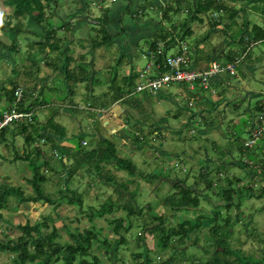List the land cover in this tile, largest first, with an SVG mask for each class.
<instances>
[{
  "label": "rangeland",
  "instance_id": "374dc122",
  "mask_svg": "<svg viewBox=\"0 0 264 264\" xmlns=\"http://www.w3.org/2000/svg\"><path fill=\"white\" fill-rule=\"evenodd\" d=\"M43 1L45 3V0ZM54 1L59 3L58 11L62 12L64 17L73 13L78 14L76 11L79 8L78 3H80V0ZM147 1L145 2L144 0L139 3V10L144 11L145 15L152 20H160L161 11L156 7H152L154 6L152 0ZM189 3H192V0L179 1V6H181L182 11L179 15L177 13L175 17H172V21L174 23L187 24L189 25L188 27L191 26L194 29L195 35L186 41L193 44L195 40L199 42L204 39V42L201 44L207 47L206 53H209L212 50L209 43L216 45L219 37L215 33H211L213 35H211V39L208 41L206 39L208 37L206 30H210V20H218L220 15L217 13L202 15L206 24H200L196 19L192 18L193 13H190V10L187 12ZM131 4L135 5L136 1L134 0ZM165 4L167 3L165 2ZM115 6L116 4L112 5L111 8ZM182 7H184V10ZM9 10L4 0H0V14L3 16V19H6V13ZM98 12L99 10L96 6H90V17H97L94 15H97ZM0 20L2 21V19ZM67 20L69 21L71 19L67 18ZM168 26L169 29L172 27L171 24L167 23ZM83 30L81 29L77 33L78 39L83 38V32H80ZM237 30L239 31L240 28L234 31L229 30L231 32L229 33L230 37L235 35ZM96 35L98 33L92 31L90 36H84L87 39L95 37ZM29 37L34 39L33 35H29ZM235 37L237 36L231 38L235 39ZM0 40H9V44H11L13 37L9 36L8 38L0 30ZM20 40H22V37ZM235 41L240 42L241 40L239 38ZM30 43L31 40L29 44L25 41L17 53H13L8 48L0 51V79H3L5 85L9 88L10 84L7 82V79L10 78L18 81L21 93L25 91V88L33 89L31 90V94L33 97L37 96L38 99H33L32 102L39 104L35 107L39 120L45 122L48 118L53 117L56 123L63 126L65 138L55 137L61 141L62 147L75 148L76 142L81 141L83 138L82 140L87 141V144L93 148L97 146L99 140H103L105 137L114 144L117 155L120 158H130L133 160L138 174L128 175L127 172L118 171L115 165L110 163L105 167L103 174L107 175L109 173L113 181L112 183H107L104 178H101L94 172V169H90L89 172L82 166L79 169V174L76 175L81 180L76 177L71 183V187L75 190L74 193L76 195L78 193L83 195L84 204L82 206L72 204L68 201V198H65L62 204L57 207L43 202L21 203L16 212L2 211L3 218L0 220V238L3 242L5 241V235H9L11 238L18 236L19 230L15 228V225L19 223L24 224L26 220L33 223L34 220L46 219L48 217L50 219V227L54 225L59 229L61 238L69 241L72 240L70 234L73 229L83 231L93 224L100 226L98 235L102 238L107 237V240L114 246L110 250V256H113V252H115V258L111 259L102 255L103 249L99 250V258H101L100 264H137L143 259L137 260L133 258L132 253L145 252V248L149 249L148 254L153 264H159L163 260L171 258V255L175 252L170 247L164 248L161 245L160 248L158 237L155 238L151 235V232L139 228L143 224V221H149V215L151 213L149 208L157 213L155 215L161 216V219H164L166 222L164 229L168 227L169 221V225L172 227L178 224L175 218L176 215L177 221L181 222L184 219L190 221L198 217L200 219L201 215L208 213L211 216H209L208 221L205 222L203 227L208 229L209 225H213L214 222V218L212 217L216 209L214 205L220 202V200L214 199L216 195H211L212 203L209 204L201 200L198 209H180L175 215L169 207L166 206L167 208H165L164 204L162 205L160 202L163 200L168 205V198L175 196L173 194L178 191V188L171 186L167 182L168 179L186 180L185 187L180 186L179 196L176 198L183 195L184 188L192 190L194 183H197L203 189L202 192H204L206 189L203 184L204 182L198 179L199 173L201 171L203 172V167H205L204 170L212 172V176L218 182L219 179H222L219 183L223 186L225 185L226 178L230 179L233 177H239L241 179L240 183L236 185L237 187L258 189L261 185L263 186V177L260 172L261 167L258 170L261 175L252 173L249 168L246 169L245 164L249 165L250 161L247 160L246 163H242V155L238 149L241 146L240 142L249 138L251 133V129H249L250 125L247 122L246 125L248 126L244 132H240L239 128L237 130L234 126L245 120L256 121V114L259 111L257 110L254 113L256 116L253 118H249V113L251 108L257 106L260 102L264 103V72L257 75L256 78H251L250 76L244 77L240 73H237L238 75L236 74L237 78L234 75L230 76L232 84L237 85L240 89L233 96L227 90L226 81L222 80L220 83L213 81L211 83V90L214 92L204 90L207 104L205 100L194 101V96L187 95L184 91L185 84L172 82L166 86L164 89L165 94L163 93L164 95L162 96H159L160 93L147 91L151 95L149 102L148 99L143 101L145 93L140 92L127 98L133 101L135 107L122 101L118 103L113 102L107 109H102L99 105L112 101V97L115 95V87H121L124 94L128 95L129 91L125 90L123 87L125 84L122 82L125 76L130 75L133 77V87L138 83L145 82L140 77L148 62V56H145L144 53L146 55L151 53L147 51L149 48L145 41L141 42L138 49L128 51L129 53L123 51L122 45L120 46L119 43H116L109 49L97 50L98 53L95 56L87 55L84 60L87 66H89V71H92V74L90 73L84 82L75 78L71 82H65V84L61 83L60 80L45 79L41 82L38 81L44 78L45 74L49 72L48 66L41 68L37 79L32 75L29 77V75L22 71L20 72L17 64H26L23 59L26 56L25 50L30 48ZM124 46L126 48L125 44ZM79 47L74 46L75 57L80 56V53L83 52ZM260 49L261 47H253L252 54H256ZM119 60L121 61L120 65H118ZM219 62L221 63V61ZM20 68L23 69V67ZM240 68L241 66L237 67L238 72H241ZM223 74L225 76L227 75L225 73ZM95 76L99 83L94 86V84H90V81L94 80ZM28 77L29 79L27 80ZM64 87L66 89L71 87V89L75 90V93L67 95V90ZM197 89L200 91L201 87H197ZM241 89H244V91L251 90V97L249 98L250 100H243L244 103L242 102L240 107L237 108L236 105L234 106L235 102L242 99L240 98L241 95H245V92H241ZM105 93L107 95H104ZM237 93H239V96H237ZM219 95H223L228 99L237 96V99L230 101L226 105V101L222 100ZM138 100L143 101V106L137 104ZM1 103H4V97L0 99V105H2ZM94 105H98V107L96 108ZM208 106L212 107L213 110L211 112L208 110ZM71 108H75V113ZM55 110H59V112L55 113ZM163 116L167 117V122ZM143 119H145L144 123ZM155 122L158 127L154 125ZM205 122L211 123V125L206 126ZM142 123L144 127H142L141 131ZM15 126L16 124L13 125V127ZM149 129H152V133L149 132ZM51 130L54 131L53 129ZM233 132H235L234 135H232ZM138 134L147 135L144 137L148 143L144 148L136 146L133 142V136ZM8 138L13 139L10 133ZM36 145L34 143L33 146H27L23 135H17L15 140H6L5 144L0 139V184L8 180V183H14L17 186L18 184L25 183L22 176H33L34 171L31 168V161L29 160L30 162H28L24 155L27 154V150L30 153L32 152V156H34L35 151L33 149ZM38 145L42 147L43 156L35 160V162L40 164L39 169L41 172L44 173L47 169V172L51 174L53 181L47 185V191L52 193L58 190L56 183L59 177L50 166L57 168L58 170L56 171L65 175L69 167H71V164L78 163L82 157L81 154L75 152L77 162L68 159L67 163L64 164V161L61 160L59 162L60 160L58 158H50L53 150L49 149L48 151L49 145L41 142ZM232 147L233 150H230L229 148ZM256 148L259 149L258 147ZM18 155L21 157L20 159L16 157ZM44 160L47 163L50 160L48 166L43 162ZM254 167H258V163ZM216 168L221 170L218 171ZM118 183L120 184L118 185ZM121 187L127 189L129 193L131 192L130 196L129 193L122 190L131 199H135L133 205L135 211L141 208L143 214L141 219L134 217L131 220L133 221L132 229L127 233L124 243L122 242L119 245L116 242L118 236H114L109 230L106 220L107 218L114 219L123 217L126 214L125 210H114L109 214H104L103 217L93 215L92 220H90V214L92 212L90 208L98 211L100 210L101 204L116 202L120 196L119 190H121ZM209 193L211 194V192ZM253 195L254 192L249 193V196L243 200L241 206L242 213L238 211L234 212L235 218L242 214L244 220L239 219L238 222L232 224L230 228L232 230L231 237L225 235L232 248L239 247L243 252L241 254H246V256L248 255L257 261H261L264 259V198L256 199ZM109 196L112 197L110 201ZM55 198L57 197L55 196ZM12 203L14 202L12 201ZM20 207L21 209L19 210ZM253 228L258 230L256 233L259 232L261 234V237H258L260 241L262 240L261 243L257 242V238L249 239V236L253 233ZM206 231L209 232V230ZM139 233H141L140 236ZM192 236H195L194 232ZM143 239L144 242H142ZM187 244L188 240L184 246L186 247ZM198 246L190 244L185 256H189L190 258L193 256L197 258L201 257L204 260L209 259L208 257H211L210 253L207 254L204 252V254ZM172 257L176 258V261H173L172 264H178L179 256L175 254ZM7 258L5 253L0 254V263L6 261Z\"/></svg>",
  "mask_w": 264,
  "mask_h": 264
},
{
  "label": "trees",
  "instance_id": "16d2710c",
  "mask_svg": "<svg viewBox=\"0 0 264 264\" xmlns=\"http://www.w3.org/2000/svg\"><path fill=\"white\" fill-rule=\"evenodd\" d=\"M99 1L104 2V0ZM83 2L84 4L86 3V9L83 14L90 12L89 9L92 3L90 4L89 0H85ZM195 2L196 10L192 18L199 21V23L201 22L200 24H203L202 15H209L210 13H217L220 15L222 13V9L226 8L221 0H195ZM4 3L10 10L6 13V19H3V16L0 14V19H2V21L0 20V30L6 32L8 38L9 36H12L13 42L9 44V40H0V50L4 51L5 48H8V50L13 53H17L19 52L18 49L22 48V44L25 41L29 44V41L31 40L29 45L30 48L25 50L26 56L23 59L26 64H17V67L20 69V72L22 71L23 73L29 75V77L32 75L35 79H37L41 68L43 66H48L49 72L45 74L44 78L39 79V82L48 79L60 80L61 83L65 84V82H71L75 78L84 82L86 81L87 76L90 73L92 74V71H89V66H87V63H85L84 60L87 55L95 56V54L97 55L98 53L97 50L105 48L109 49L116 44V41L114 40L116 36L109 33L104 24L106 21L104 17L107 9H101V16L99 15L97 17H93L102 23L100 31L97 30V32L102 34V37L98 38V35L91 37L89 41L90 45L89 47H86L77 38V33L81 30L83 25L81 23L80 16L77 15V13H73L64 17L62 12L58 11L59 3H57V1L45 0L44 3L43 0H4ZM181 11V6H167L158 21L161 25V31L159 34H155L153 36L152 42L148 43V52H155L160 44H164L165 47L162 54L158 56V63L163 62V56H166L171 48L178 47V49H180L178 51L179 54H182L181 49L183 45H190V42H188V45L186 40H188L194 32L190 29V27H188L189 25L180 24L178 22L174 23L172 21V17H175L177 13L179 15ZM171 12L174 15L170 16ZM67 18L71 20L68 21ZM219 20H211L209 27L213 29L218 26ZM167 23L171 24L172 27L169 31H164L165 29H163V27L164 25H167ZM32 33L35 34L36 39H31L29 37ZM87 35L90 36V33L88 32ZM21 37L22 40H20ZM254 39H256V36ZM75 45L77 47L80 46L79 48H81V51L85 49V53L82 52L83 54L80 53V56L75 57ZM191 58L192 56L190 54V61H188L189 69L201 71L202 69H196V63H193ZM235 58H231L229 61L231 62ZM209 62L206 63V67ZM120 63L121 61L119 60L118 65H120ZM243 64L244 57L243 61H241L237 67L241 66V70ZM20 67H23V69ZM165 70V68L161 69V71ZM237 72L238 69L236 70V73L232 75L235 76ZM225 74L232 76L229 73ZM96 76L94 77V80L90 81V84H94V86L99 83L97 82ZM214 78L215 77L210 79V88L208 89L203 87L200 80L193 81V87L191 88L192 96H197L198 98L196 100L206 99L204 90H211V83L214 81ZM4 82L5 81L3 79H0V99L4 97V103H1L2 105H0V120L3 119L6 112H11L12 110L20 113H31L32 120L29 121L22 117L18 120H13L5 124L0 129V139L5 144L6 140H15L17 135H23L27 146H33L34 143L37 145L34 146L33 149V151H35L34 156H32V152L30 153V151L27 150V154L24 155L28 162L31 161V168L34 171L33 176H22L25 183L18 184L17 186H15L16 184L14 183H8V180L1 182L0 184V220L3 218L2 211L16 212L21 203L43 202L57 207L62 204L65 198H68L70 203L82 206L84 204L83 195L80 193L76 195L74 193L75 190L71 187V183L76 177L81 180V178L76 175L79 174V169L82 166L89 172L90 169H94V172H96V174L101 178H104L107 183H112L113 181L112 177L109 176V173H107V175L103 174L105 167L110 163H113L118 171L127 172L128 175L138 174L137 167L133 160L130 158H120L117 155V150L114 144L105 137L103 140H99L97 146L93 148L90 147L91 145L83 144V141H85L82 140L83 138L81 141L76 142L75 148L62 147L63 145L61 141L57 140L55 137L64 139L65 130L62 125L54 121L53 117L48 118L45 122H41L39 120L37 110L35 109V107L39 104L32 102L33 99H38L37 96L33 97L31 94V90L33 89L25 88L22 97L17 100L15 91L19 87L18 81L10 78L7 79V82L10 84V88L7 87ZM122 82L125 84V86H123L125 90L129 91L128 95L124 94L121 87H115V95H113L112 101L102 103L99 105L100 108L107 109L113 102L122 101L127 102L132 107H135L133 101L131 99H127L133 95V77L130 75L125 76L122 79ZM182 84H185L184 87H188L190 89V85L187 82H182ZM197 87H201V90L197 91ZM66 90L67 95L75 93V90L71 89V87ZM144 93L143 101L148 99L149 102L151 95L147 91ZM104 95L107 94L105 93ZM143 101L138 100L137 104L143 106ZM95 107L97 108L98 105ZM256 108L258 111H262L264 109V103H260V105H257ZM71 110L75 113V108H71ZM57 112H59V110L55 113ZM163 118H165L167 122V117L163 116ZM144 122L145 119H143V123ZM143 123L141 124V131L142 127H144ZM246 123L247 120L243 121V126H245ZM14 124H16L15 127H13ZM154 125L158 127L156 122ZM205 125L210 126L211 123L205 122ZM149 132L152 133V129H149ZM9 133L12 135L13 139L8 138ZM144 136L147 135L138 134L133 136L134 144L140 148H144L148 143ZM40 142L45 145H49L48 151L49 149L53 150V154L50 158H58L60 160L59 162H61V160L63 161V159H65L66 163L68 159L77 162L75 152L77 154H81L82 157L78 163L71 164V167H69L65 175L56 171L58 170L57 168L50 166L59 177L56 183L58 190L53 191L52 193L47 191V185L53 181L51 174L47 172V169L44 173L41 172L39 169L40 164L35 162V160L40 159V157L43 156L42 147L38 145ZM240 144L241 146L238 147V149L242 155L241 162L246 163L247 160L250 161L249 165L245 164V168H249L252 173H255L256 175H261L258 171L260 169L259 167H261L260 172L263 177V186L261 185L258 189H252L251 187H237L236 185L241 181L239 177H233L230 179L226 178L225 185L223 186L219 183L222 179H219L218 182L212 176V172L204 170L205 167H203V172L201 171L199 173L198 179L204 182V187H206L204 192H202L203 189H201L197 183H194V185H192V190L184 188L183 195L176 198L179 196L178 193L180 186L185 187L186 180L181 181L179 179H168L167 182L171 186L178 188V191L173 194L175 196L168 198V205H166L163 200L160 202L162 205L164 204L165 208L169 207L176 215L180 209H198L200 207L201 200L210 204L212 203L210 198L211 195H216L214 199H218L220 202L218 204L213 203L216 204L214 205L216 208L214 210L215 213L212 216L214 218L213 225L210 224L208 229L203 228L205 222L208 221L209 216H211L208 215V213L201 215L200 219L199 217L193 219L192 221L184 219L181 222L177 221L176 215L175 218L178 224H176L175 227H172L169 225V221L168 227L164 229L166 222L164 219H161V216L159 217L155 215L157 213H155V211L151 208H149V211H151L149 221L147 222L145 220L143 221V224L140 225L139 228L141 230L151 232L152 236L159 238L160 248L161 245L164 248L170 247L171 250L175 252L173 255L177 254V256H179L178 264H264V259L257 261L251 256L249 257L248 255L246 256V254H241L243 252L239 247L232 248L228 238L226 237V235L229 237L232 236V230L230 228L233 223L238 222L239 219L244 220L242 214L235 218L234 212L238 211L242 213V202L249 196V193L254 192L253 196L256 199L264 198V139L260 140L257 144L250 148L244 145V141L240 142ZM229 149L233 150V147ZM16 157H18V159L21 158L19 155ZM50 160L48 161L50 162ZM43 162L46 166H48L49 162L47 163L46 160ZM200 163L202 164L201 161ZM257 163L258 167H254ZM220 166L223 168L222 165ZM216 169H218V171L221 170L219 168ZM119 184L120 183H118V185ZM122 190L129 193L127 189L121 187V190H119L120 196L116 202L101 204L100 210L98 211L90 208L92 211L90 214V220H92L93 215L103 217L104 214H109L114 210H125L126 214L123 217L114 219L107 218L106 220L109 230L114 234V236H118V240L116 242L119 245H121L122 242L124 243L127 233L132 229L133 221L131 220L134 219V217L141 219L143 214L141 208L135 211V207L133 206L135 199H131V197L127 196ZM209 192H211V194ZM129 195L131 196V192ZM55 196L57 198H55ZM111 199L112 197L109 196V201ZM12 201L14 203H12ZM247 217L249 218V216ZM49 221L50 219L48 217L46 219L41 218L34 220L33 223L26 220L24 224L19 223L15 225V228L19 230L17 237L11 238L9 235H5L4 242L0 238V254L5 253L8 257L6 261L0 264H100L101 258H99L98 252H100L99 250L101 249H103L102 255L111 259L115 258V252H113V256H110V250L114 246L107 240V237L102 238L98 235L100 226L97 224H93L85 228L83 231L73 229L70 234L72 240L69 241L61 238L59 229L54 225L50 227ZM203 229L209 230V232H205ZM257 231V229L253 228V233H251L249 239L257 238V242L261 243L262 240H259L261 234L259 232L256 233ZM193 232L195 233V236H192ZM140 235L141 233H139V236ZM187 240L188 244L185 247L184 245ZM142 242H144V239ZM189 243L195 246L199 245L198 247L203 251V253H210L211 257L204 260L201 259V257L197 258L196 256H193L190 258L189 256H185L190 246ZM145 249V252L132 253L133 258H136L137 260L143 259L137 264H153V261L150 259L148 254L149 249ZM173 255H171V258L163 260L159 264H172L173 261H176V258L172 257Z\"/></svg>",
  "mask_w": 264,
  "mask_h": 264
},
{
  "label": "crops",
  "instance_id": "0c3cea01",
  "mask_svg": "<svg viewBox=\"0 0 264 264\" xmlns=\"http://www.w3.org/2000/svg\"><path fill=\"white\" fill-rule=\"evenodd\" d=\"M83 1L85 0L79 1L80 2L78 3L79 8L77 10L79 12L77 15L80 16L81 23L83 24L81 29H84L83 31H81L83 32V38L79 40L84 46L89 47L90 45L89 41L91 37L86 39L84 35H87L88 32L91 34L92 31L94 32H97V30L100 31L102 23L99 22V20L94 19L93 17H89V14H88L89 12L83 14L84 10L86 9V5H85L86 3L84 4ZM89 1H90V4L92 3L91 4L92 6H96L99 10L98 14L94 16H98V15L101 16V9L102 10L107 9L106 10L107 12L104 17L107 22L105 21V23L104 22L103 23L105 24L108 32L116 36L114 39V40L117 39L116 43L117 44L119 43L120 46L122 45L123 51L127 53H129L128 51H132L133 49H138L142 41H145L148 46V43L152 42L153 36L155 34H159V32L161 31V25L158 22L159 20L157 21L152 20L148 16L145 15L144 11H139L138 3H140L141 0H135L136 1L135 5L131 4L133 3L134 0H111V1L104 0V2H101L99 0H89ZM152 1L154 5L152 7H156L157 9H159L161 11V14L163 15V11L166 9L167 6H170V5L179 6L180 0H152ZM221 1L223 2L226 8L222 9V13L219 16L220 18V20L218 19L219 25L213 29L209 27L210 30H206V32H208V37H206L208 41H210L211 35H213L211 33H215V35L219 37L217 44L215 45V44L209 43L212 50L209 51V53H206L207 47L204 44H201L204 42V39L200 40L199 42L195 40V42H193V44L190 43V45L188 42H186L190 46L188 47L190 50V54L192 56L191 58L192 62L196 63L195 65L196 69H204L206 68V63H208L212 59L219 60L222 63H225V62L227 63V61L230 62L229 60H231V58L241 57L242 54L243 55L245 54L244 64L242 66L241 72H237V73L242 74L244 77L250 76L251 78H256L257 75L264 72V38H263L264 0H221ZM145 2H148V1L145 0ZM165 2L167 4H165ZM111 4L112 5L116 4V6L114 8H111L112 6ZM182 8L184 10V7ZM188 10H190V13L194 14L196 10L195 0H192V3H189L187 12ZM171 15H174V14L171 12L170 16ZM202 20H203V24H206L204 18H202ZM163 28L165 29L164 31L170 30L169 26L167 27V25H164ZM238 28H240V30L239 31L237 30L235 32V35L231 36V37H234V36H237V37H235V39L231 38L229 34L231 32H229V30L234 31L235 29H238ZM190 29L194 32V29L191 26H190ZM97 33H98V38H100L99 36L102 37V34H100L99 32ZM194 33L192 35L193 37L195 35ZM4 35L5 36L7 35L6 32H4ZM30 35H33L34 39H36L34 33ZM255 36H256V39H254ZM239 38L241 40L240 42L235 41ZM124 44L126 45V48ZM160 45H164V44L162 43ZM253 47L254 48L261 47V49L256 54H252ZM179 50L180 49H178V47L171 48L168 51L167 55L177 54ZM199 50H200V53H199ZM83 52L85 53V49L83 50ZM144 55L147 56L146 53H144ZM242 61H243V58H242ZM237 75H235L236 78H237ZM222 80L226 81L227 90L230 92V94H232V96L235 92L240 91L237 85L232 84L230 75L227 74L225 76L224 74H220V75L215 76L214 78L215 83H220ZM195 90H196V87H195ZM184 91L187 95L192 96V90H190L188 87L187 88L184 87ZM241 92H245V95L244 96L241 95L240 98L242 99L240 101L235 102L234 106L236 105L237 108L240 107V104L243 102V100L245 99L250 100L249 98L251 97L250 96L251 90L244 91V89H241ZM157 93L158 94L160 93L159 96H162L165 94L164 90H160ZM255 95H258V94H255ZM219 96H221L220 98L222 100H225L226 105H228L230 101L237 99V96H239V93H237V96L232 99H228L223 95H219ZM205 103L207 104L206 101ZM260 103L258 105H260ZM254 108H256V106L251 108V111L249 113L250 115L249 118H253L254 116L257 115V114L256 115L254 114L257 111V108L256 110H254ZM208 110L211 112L213 109L212 107L208 106ZM247 122H248V125H250L249 129H251L254 124V120L252 121L247 120ZM248 125L243 126V121H242L241 123L236 124L234 127H236L237 130L239 128L240 132H244L245 128ZM234 134L235 132L232 133V135ZM243 141L244 140H242V142ZM20 209L21 207L19 208V210Z\"/></svg>",
  "mask_w": 264,
  "mask_h": 264
},
{
  "label": "built area",
  "instance_id": "2783aa9c",
  "mask_svg": "<svg viewBox=\"0 0 264 264\" xmlns=\"http://www.w3.org/2000/svg\"><path fill=\"white\" fill-rule=\"evenodd\" d=\"M164 45H159L155 52H151L148 56V62L140 74V77L145 80V82L138 83L136 85V92L149 91L151 93H157L160 90H164L172 82H187L190 85V90L193 87L192 82L195 80H200L204 88L208 89L210 87V79L223 74H235L237 65L240 64L244 55L235 58L231 62L225 64L220 63L218 60L213 59L209 62L208 66L201 71L190 70L188 67V61H190V50L187 45H183L182 54H174L163 56V62L158 63V56L162 54ZM165 68V71H161ZM191 83V84H190ZM17 100L22 96L21 90L17 89L15 91ZM195 98H198L195 96ZM189 104V103H188ZM192 105V104H191ZM22 116H25L27 120H32L31 113L21 114L15 110L4 115V119L0 122V127L5 124L18 120ZM264 139V109L259 111L256 117V121L251 128V133L248 139L244 141L246 147H253L260 140Z\"/></svg>",
  "mask_w": 264,
  "mask_h": 264
},
{
  "label": "clouds",
  "instance_id": "9594fccd",
  "mask_svg": "<svg viewBox=\"0 0 264 264\" xmlns=\"http://www.w3.org/2000/svg\"><path fill=\"white\" fill-rule=\"evenodd\" d=\"M173 55H174V54H173ZM166 56H167V55H166ZM241 56H242V55H241ZM237 58H238V57H237ZM136 85H137V84H136ZM136 85L134 86V90H133V93H132L133 95L136 94V93H140V92H136V91H135V89H136ZM17 89H19V87H18ZM17 89H16V90H17ZM144 92H145V91H144ZM22 94H23V91H22ZM21 97H22V96H21ZM196 99H197V98H195L194 101H195ZM117 103H118V102H117ZM188 103H189V102H188ZM192 105H193V104H192ZM190 106H191V105H190ZM6 113H9V112H6ZM6 113H5V114H6ZM19 113H20V112H19ZM5 114H4V115H5ZM21 114H27V113H21ZM22 117L26 118L25 116H22ZM22 117H21V118H22ZM3 119H4V116H3ZM3 119L0 120V122H2ZM26 119H27V118H26ZM2 127H3V126H2ZM2 127H0V129H1ZM84 142H85L84 144H87V141H84ZM63 161H64V164H65V163H66L65 159H63Z\"/></svg>",
  "mask_w": 264,
  "mask_h": 264
}]
</instances>
